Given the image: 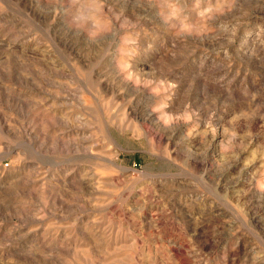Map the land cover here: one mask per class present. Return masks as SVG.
Segmentation results:
<instances>
[{"label":"rangeland","instance_id":"obj_1","mask_svg":"<svg viewBox=\"0 0 264 264\" xmlns=\"http://www.w3.org/2000/svg\"><path fill=\"white\" fill-rule=\"evenodd\" d=\"M255 185L264 0H0V264H264Z\"/></svg>","mask_w":264,"mask_h":264},{"label":"bare ground","instance_id":"obj_2","mask_svg":"<svg viewBox=\"0 0 264 264\" xmlns=\"http://www.w3.org/2000/svg\"><path fill=\"white\" fill-rule=\"evenodd\" d=\"M163 126H165V125H163ZM166 127H168L167 125H166ZM165 128V127H164ZM253 188V187H252ZM253 191V190H252ZM253 194H254V196L256 197V198H259V199H264V189H261L260 188V185H255V187H254V191H253Z\"/></svg>","mask_w":264,"mask_h":264}]
</instances>
